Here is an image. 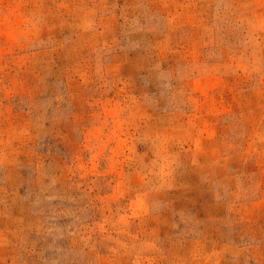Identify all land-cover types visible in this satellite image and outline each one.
Here are the masks:
<instances>
[{"label":"rangeland","instance_id":"obj_1","mask_svg":"<svg viewBox=\"0 0 264 264\" xmlns=\"http://www.w3.org/2000/svg\"><path fill=\"white\" fill-rule=\"evenodd\" d=\"M0 264H264V0H0Z\"/></svg>","mask_w":264,"mask_h":264}]
</instances>
